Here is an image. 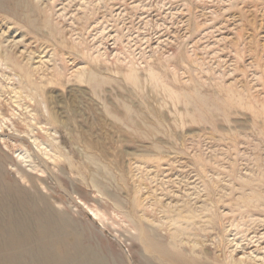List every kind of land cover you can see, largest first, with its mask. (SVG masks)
<instances>
[{
    "label": "rangeland",
    "instance_id": "rangeland-1",
    "mask_svg": "<svg viewBox=\"0 0 264 264\" xmlns=\"http://www.w3.org/2000/svg\"><path fill=\"white\" fill-rule=\"evenodd\" d=\"M16 1L0 0V198L21 243L41 246L49 213L104 264H160L142 229L264 264V0Z\"/></svg>",
    "mask_w": 264,
    "mask_h": 264
},
{
    "label": "bare ground",
    "instance_id": "bare-ground-1",
    "mask_svg": "<svg viewBox=\"0 0 264 264\" xmlns=\"http://www.w3.org/2000/svg\"><path fill=\"white\" fill-rule=\"evenodd\" d=\"M14 1L16 2L13 5L15 7L17 5V1ZM93 80L94 77H91L90 82H92ZM8 200L9 196L0 198V212L4 211V213H6L4 217L6 218V220L4 221L2 226L0 224V230H2L5 234H9L10 236L9 240H6L5 244L3 243V248L6 250V248L8 247L7 245H10L13 247V250L8 255L3 254L4 256H2L0 253L1 264H22L18 259L19 255L24 252L28 254L32 252L34 254L32 244L34 245V247H37L38 250L44 251L43 258L41 257V261L37 262V264H104L103 258L101 257L99 251H95V249H89L86 247L83 248L82 245H78L81 244V239L84 238L87 234L84 235V232L81 233L78 230L75 231L74 224L71 221H66L63 217L57 219L60 223H65V225H56V223L53 221V219L55 218L49 213H47V215H42L41 218L38 219V232L44 234L43 239H41L39 242L41 243V246H37L36 243L30 244L31 238H29L28 234H26L28 236L27 242L24 244L21 243V231L18 230L21 225L17 222V218L20 212L17 213V211H14L12 208L10 209ZM64 231H68V233H71L72 238H68V243H64L65 238L69 236L66 235ZM140 238L142 239V242L144 244L143 248L149 250L152 255L159 260L160 264H213L205 260V258H188L187 256L183 255L177 247L174 246V242L165 244L163 241L161 242L158 238H156L153 233L150 232L149 236L143 229L140 230ZM73 240L75 243L73 242ZM51 245H58L60 246L61 250L58 253H53L48 249ZM12 255H14V258L12 257ZM32 260L34 262V259ZM219 264L226 263L221 262Z\"/></svg>",
    "mask_w": 264,
    "mask_h": 264
}]
</instances>
